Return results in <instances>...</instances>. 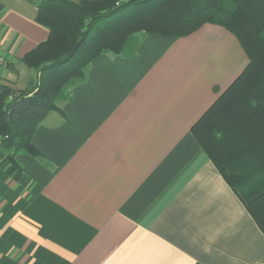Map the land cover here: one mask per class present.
<instances>
[{"label": "crops", "instance_id": "0c3cea01", "mask_svg": "<svg viewBox=\"0 0 264 264\" xmlns=\"http://www.w3.org/2000/svg\"><path fill=\"white\" fill-rule=\"evenodd\" d=\"M36 16L0 0V83L32 82L22 58L50 35ZM248 63L210 23L92 61L39 124V153L0 171V264H264V232L192 133Z\"/></svg>", "mask_w": 264, "mask_h": 264}, {"label": "trees", "instance_id": "16d2710c", "mask_svg": "<svg viewBox=\"0 0 264 264\" xmlns=\"http://www.w3.org/2000/svg\"><path fill=\"white\" fill-rule=\"evenodd\" d=\"M48 39L22 62L39 79L0 83V171L16 154L39 153V124L104 53L120 54L141 32L181 37L206 23L229 29L249 63L192 127V133L264 232V0H41Z\"/></svg>", "mask_w": 264, "mask_h": 264}, {"label": "built area", "instance_id": "2783aa9c", "mask_svg": "<svg viewBox=\"0 0 264 264\" xmlns=\"http://www.w3.org/2000/svg\"><path fill=\"white\" fill-rule=\"evenodd\" d=\"M10 66V60L6 55L3 40L0 38V74L6 72ZM2 136H0V142H1Z\"/></svg>", "mask_w": 264, "mask_h": 264}, {"label": "rangeland", "instance_id": "374dc122", "mask_svg": "<svg viewBox=\"0 0 264 264\" xmlns=\"http://www.w3.org/2000/svg\"><path fill=\"white\" fill-rule=\"evenodd\" d=\"M30 1L32 2L34 8L36 9V15H37L41 0H30ZM24 68L25 69L23 70V73H22L23 77L27 76V79H30V78L35 79V80L39 79L35 71H33L32 69L28 67H24Z\"/></svg>", "mask_w": 264, "mask_h": 264}, {"label": "clouds", "instance_id": "9594fccd", "mask_svg": "<svg viewBox=\"0 0 264 264\" xmlns=\"http://www.w3.org/2000/svg\"><path fill=\"white\" fill-rule=\"evenodd\" d=\"M10 78H14V77H12L11 74H10Z\"/></svg>", "mask_w": 264, "mask_h": 264}]
</instances>
